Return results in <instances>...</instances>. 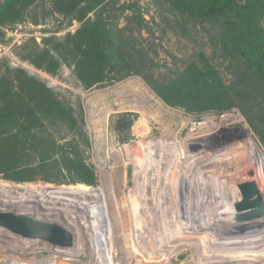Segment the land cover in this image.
Masks as SVG:
<instances>
[{
    "label": "rangeland",
    "instance_id": "obj_1",
    "mask_svg": "<svg viewBox=\"0 0 264 264\" xmlns=\"http://www.w3.org/2000/svg\"><path fill=\"white\" fill-rule=\"evenodd\" d=\"M9 1L0 0V75L8 69L22 70L43 82L71 109L72 127L63 121L55 124L49 116L42 121L43 129L68 153L70 145H76L80 158L73 153L69 157L92 167L95 179L92 184L72 182L56 170L36 172L34 180H11L1 173L0 179L55 188L83 185L98 191V198L91 202L93 215L89 211L87 219L78 213L76 220L84 217L89 227L84 229L86 238L73 264H264V255L251 260H209L212 252L242 244L232 240L239 235L221 232L225 224L205 228L217 210L207 194L224 182L223 175L229 172L225 161L234 158L235 167L247 168L246 158L238 162L234 156L240 152L227 159L212 155L247 137L264 148V76H258L255 67L258 62L264 64V0H238L237 6L247 8L217 18L183 12L170 0H101L103 24L118 45L121 59L115 65L107 63L105 81L89 88L76 75L81 50L74 49V37L85 22L97 19L99 8L91 9L88 0H35L20 10V4ZM71 1L77 3L74 8ZM189 1L205 5L210 0ZM58 43L61 46L55 48ZM30 47L33 57L49 50L59 59V69L52 73L21 58ZM197 81L205 82V87ZM144 142L163 148L159 164L144 157ZM39 154L18 149L23 160ZM142 177L167 187H157L146 198L130 192L144 182ZM66 209L64 214L73 208ZM165 219L182 230L155 237L136 230L145 222ZM227 240L231 245L223 244ZM169 241L175 245L171 251L163 246ZM6 257L18 261V254Z\"/></svg>",
    "mask_w": 264,
    "mask_h": 264
},
{
    "label": "trees",
    "instance_id": "obj_2",
    "mask_svg": "<svg viewBox=\"0 0 264 264\" xmlns=\"http://www.w3.org/2000/svg\"><path fill=\"white\" fill-rule=\"evenodd\" d=\"M88 1L91 9L99 8V15L96 20L85 22L84 28L74 37V49L81 50V59L76 63V75L86 88L105 81V65L107 63L115 65L121 59L118 45L103 24L101 0ZM170 1L183 12L206 18H217L239 7L247 8L245 4L237 6L238 0H210L205 5H195L189 0ZM34 2L35 0L9 1L10 5L20 4V10ZM74 3L76 1H71L72 8L76 6ZM247 15L250 16L249 13ZM30 43L31 46H36L35 41ZM59 45L61 46L58 43L55 48ZM62 47L67 49V46ZM31 51H34L32 47L29 52H24L21 58L28 59L36 67L52 73L59 69V59L49 50L39 52L40 57L37 55L33 57ZM75 53L77 56L78 53ZM97 56L103 57L105 61H100ZM63 57L67 60L65 55ZM43 60H47L46 66ZM255 67L258 76H264V64L258 62ZM197 82L199 87H205V82ZM159 94L167 103H171L165 93ZM70 112L71 109L66 108L50 88L26 72L8 69L6 73L0 75V173L4 174V178L34 180L38 178L36 172L56 170L59 174L68 175L72 182L92 184L95 179L93 168L81 159L74 160L69 157V153H73L75 157L80 156L77 146L71 144L69 153L66 146L58 148L55 137L51 133L46 134L43 129L42 121L49 119V116L51 120L55 119V124L63 121L72 127L75 120ZM39 114H44L43 118ZM21 148L31 149L40 154L35 158L23 160L18 156V149ZM49 175L46 174V178H49Z\"/></svg>",
    "mask_w": 264,
    "mask_h": 264
},
{
    "label": "bare ground",
    "instance_id": "obj_3",
    "mask_svg": "<svg viewBox=\"0 0 264 264\" xmlns=\"http://www.w3.org/2000/svg\"><path fill=\"white\" fill-rule=\"evenodd\" d=\"M252 141L253 140H249L250 145H253ZM165 146H168V144ZM143 148H144V155H145L144 157L146 159H148L149 161H151L150 159H152L154 162H157L158 164L162 161V157L160 156V154L163 155V152H162L163 148L162 147L160 148L156 144L151 143V142H144ZM240 153H242V154L234 155L238 159V162H239V160H241L243 158H247V152L244 151V152H240ZM157 156H159V158ZM155 159H157V160H155ZM225 159H227V158H225ZM229 160H226L224 163V166H226L229 170V172H227L225 175H223V177L225 176L224 182H222L220 184H218V183L215 184V186H218V187L212 186V188H210L208 191V192H210L209 194H207V195H209V201L208 202L213 203L215 209L217 208V210L212 214V216H210L211 219H210V221L208 220L205 228L211 229V226L213 224H219V225L225 224L224 228H226V229L220 228L221 232L223 233V230H229L228 234L239 235V236H234V239H232V240H236L237 242H234V243L237 245L242 244V247L241 246H235V247L229 246L226 248H222V250H221L222 252L217 251V252L210 253L209 256H212V257H210L209 260H212L214 258H215L214 260H224V259H230V258H239V259L243 258L244 259V257H246V259L251 260V259H254V258H257V257L264 255V225L256 226V224L259 222L263 223L264 218L259 217V218H252L249 220H242V219L237 218V212L234 210L233 205H234V202H236L238 200L239 195L237 193L235 186L238 183V181H240V175H241V172L244 170V168L234 166V163L237 161L236 159L234 160V158H233L232 162H229ZM137 161H139V160H137ZM216 164H217V162H216ZM170 165H173V162H171ZM224 166L222 165V167H224ZM195 179H197V178H195ZM142 180H144V182H142V183L138 182V185L136 186V188H133L132 190H130V192H134V193L139 192L141 194V196H144L146 198L149 192L153 195L154 192H156L158 190L157 187H167V186L161 184V182H159L157 184L156 183L153 184V182L150 183L147 181L148 180L147 177H145L144 179L142 177ZM191 185H192V183H191ZM153 187H156V188H153ZM187 187H188V185H187ZM193 188H194V186H193ZM195 190H197V188ZM54 192H55V194H52V197H54V199H55V201H53V202H56V204L54 203V212L55 213L53 216H50L49 218L53 222H55L56 224L60 225L61 227H63L64 229H66L70 232V234L72 236L73 246L71 245V247H68L67 250L65 251V253H66V255L73 256V254L74 255L78 254V251L82 250V249H80V244L82 243L84 238H86V234L84 232V229L89 227V222L88 221L86 222L85 218H87V219L90 218L88 216V212L89 211L92 212L91 204H93V203H91V202L95 198H98L99 193L96 189L91 188V187H87V186H83V185H80V186L76 187L75 189L73 187H71V188L61 187V188H58ZM258 192L262 198V193L259 190H258ZM167 194L168 193L165 192V196H167ZM180 195L181 194H179V197H180ZM196 199H197V197H196ZM161 204L159 206H161ZM175 204H177V203H175ZM134 206L135 205H133V207ZM71 207L73 208L71 210V213L68 212L69 213L68 214L66 212L64 214L65 211L63 209H66V208L71 209ZM190 207H191V209H193V207L191 205H190ZM76 210H78V211H76ZM68 211H69V209H68ZM78 213L80 215L83 214V216L85 217V218L83 217V220L81 222H78L76 220L77 217L79 216ZM92 215H93V212H92ZM192 215H193V213H192ZM192 217L193 216H191V218ZM91 218H93V217H91ZM84 219H85V221H84ZM165 220H161L160 222H157L158 224L157 223L156 224H150L149 223L147 225L148 222L147 223L145 222L146 225L141 224L140 226H138V227L135 226V227H137L136 230L138 231V234H140V235L144 234L147 237L148 236L149 237L150 236H154V237L155 236H161L163 234H165V236H166L169 233H175L178 230H182L181 228H178V226L173 225L174 223L173 224L171 223L173 221V219H171L172 220L171 222L168 221L171 223V225L166 224L167 219H165ZM186 220H188V219H186ZM176 221H177V219H176ZM135 225H139L138 222ZM188 225H189V222H188ZM194 227L195 226H193V228ZM243 227H245V228H243ZM260 234L263 236L256 237L257 235H260ZM229 240H231V238ZM231 241H228V240L223 241V244L231 245ZM180 243L183 244V242H180ZM163 246L168 247V250H170V251L173 250V248L175 247V245L172 244L170 241L166 244H163ZM195 247H196V245H195ZM153 250H155V249H153ZM89 251H92V250H89ZM156 251H158V250H156ZM204 251L206 252L207 250H204ZM94 252L95 251H92L91 254L93 255ZM207 252H209V251H207ZM167 254H164V255H167ZM160 255H162V254H160ZM201 256H202V254H201ZM209 256H207V258Z\"/></svg>",
    "mask_w": 264,
    "mask_h": 264
},
{
    "label": "built area",
    "instance_id": "obj_4",
    "mask_svg": "<svg viewBox=\"0 0 264 264\" xmlns=\"http://www.w3.org/2000/svg\"><path fill=\"white\" fill-rule=\"evenodd\" d=\"M249 140L253 139L247 137L239 142H230L229 147L215 152L212 157L223 159L236 152H247V168L242 171L238 182L253 180L264 201V148L254 140L253 145H250ZM222 146H225L224 143ZM57 189L36 183L20 184L0 179V212L27 214L40 220L52 221L49 217L54 215V203L56 204L52 194H55ZM67 248L39 239L22 237L0 226V254L5 257L0 259V264H73L81 252L69 256L65 253ZM8 254H18V261L8 260Z\"/></svg>",
    "mask_w": 264,
    "mask_h": 264
},
{
    "label": "water",
    "instance_id": "obj_5",
    "mask_svg": "<svg viewBox=\"0 0 264 264\" xmlns=\"http://www.w3.org/2000/svg\"><path fill=\"white\" fill-rule=\"evenodd\" d=\"M236 190L239 198L234 202L237 218L249 220L264 216L262 200L253 180L238 182ZM0 226L26 238L39 239L58 247H70V232L53 221L40 220L32 215L0 212Z\"/></svg>",
    "mask_w": 264,
    "mask_h": 264
}]
</instances>
